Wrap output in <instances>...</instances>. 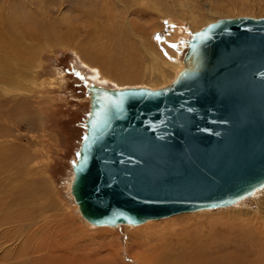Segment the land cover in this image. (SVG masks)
<instances>
[{
  "label": "rangeland",
  "instance_id": "obj_1",
  "mask_svg": "<svg viewBox=\"0 0 264 264\" xmlns=\"http://www.w3.org/2000/svg\"><path fill=\"white\" fill-rule=\"evenodd\" d=\"M244 15L264 17V0H0V264H49V255L69 249L97 262L112 245L131 264L135 237L145 245L185 232L188 239L212 243L249 224L264 246L259 190L229 207L107 228L89 224L70 189L91 114L87 84L167 86L180 71L193 32ZM32 21L37 34L28 30ZM171 24L182 28L178 41L185 49L177 58L167 43ZM121 30L128 48L140 54L144 79L100 85L85 67L97 63H86L83 54L104 58ZM41 254L44 262L37 263ZM60 263L57 257L54 264Z\"/></svg>",
  "mask_w": 264,
  "mask_h": 264
},
{
  "label": "water",
  "instance_id": "obj_2",
  "mask_svg": "<svg viewBox=\"0 0 264 264\" xmlns=\"http://www.w3.org/2000/svg\"><path fill=\"white\" fill-rule=\"evenodd\" d=\"M183 61L157 89L87 84L72 194L91 223L226 207L264 187V17L210 22Z\"/></svg>",
  "mask_w": 264,
  "mask_h": 264
},
{
  "label": "bare ground",
  "instance_id": "obj_3",
  "mask_svg": "<svg viewBox=\"0 0 264 264\" xmlns=\"http://www.w3.org/2000/svg\"><path fill=\"white\" fill-rule=\"evenodd\" d=\"M174 23L175 22H173V24ZM36 24L37 23H35V21H32V23H29L28 25L29 26L28 30L32 28L31 30L33 34H37L38 32L36 28L38 26H36ZM173 24H171L170 29H169L170 34L168 35L167 43L169 45L171 44L170 47L172 46V51L173 53L176 54V57L173 56L172 54L171 55L177 58L180 54H182V51H184L185 48H184V44H181L178 41V38H179L178 35L182 34V31H181L182 28L180 25L174 26ZM121 33H123L122 34L123 36L122 35H121L122 37L119 36L118 37L119 40L117 38L116 40L112 42V44H110L109 47L111 48V50L109 51L107 49L108 53H106L104 58L102 56L98 58V56H94V55L88 56L86 54H83L82 58L83 60H85L86 63L91 64V65L97 63L96 66L92 65L93 67H90V66L88 67V66H85V64L81 61V63L90 70V77L94 80H98L99 82H101L100 85H103L102 83L107 80L113 81L115 83H120V82L138 81L139 79H144V76L140 74V69L143 68V65H141L143 61L141 62L139 58L140 54L137 53L136 47L135 48L131 47L132 49L128 48L129 39L126 38L122 30H121ZM184 42L186 44L185 40ZM2 43H3V39L2 37H0V46L2 45ZM183 64H181L179 73L185 67L184 61H183ZM139 66H141L140 69H139ZM179 73L176 75V77L179 75ZM98 87H101V86H98ZM88 92L90 95L91 106H92L91 91L88 90ZM73 180H74V175H73L72 182L70 183L71 191H72ZM258 190L261 192H259ZM255 192L257 193L255 194ZM255 192L251 196H248L246 198L252 197L254 194L258 197V193L260 194L264 193V187L257 189ZM226 207H229V206H226ZM217 208H223V207H217ZM78 209H79V206H78ZM208 209H215V208H208ZM201 210H204V209H201ZM197 211H200V210H197ZM192 212H196V211H192ZM184 213H189V212H184ZM178 214H182V213H178ZM178 214H174V215H178ZM174 215H171V216H174ZM165 218H168V217H165ZM161 219H164V218H161ZM149 221H152V220H149ZM147 222L148 221H146V223ZM89 224L93 226H101V227L108 228L107 225H95L91 223L90 221H89ZM260 224L262 226V233L260 232L262 236L264 235V231H263L264 223H260ZM146 226H145V229H146ZM247 226H251V225L249 224ZM247 226L244 228V230L236 234H230L227 238H224L223 240L221 239L220 240L221 242L217 240L212 243L206 242L207 244L205 242H202L201 239L197 238L198 240H196L195 237H194L195 240L188 239L186 235H188L189 233H185V232L182 233V235L175 234V236L173 235L174 237H171V239H168L166 237L165 239L160 240L161 238L160 237L155 244L154 243L150 244V242L146 241L145 242L146 244L144 245L142 244V241L135 240L136 239L135 237L134 242H133L134 245L132 242H131L132 246L129 245L131 246V250L128 252V256L133 261L131 264H264V246H260L257 244L258 242L257 240H259L257 239V234L255 233L256 232L255 229L257 227L253 225L255 228L252 227L253 229L251 230V228ZM135 234H137V232ZM79 237L81 238L80 240L85 239L86 233L84 232L81 233ZM114 248L115 247L112 245L111 249L109 248V251L107 250L109 252L107 253L108 255L107 254L104 255L103 259L100 257L99 258L97 257V262L96 260H94L95 257L93 258L91 256H88V258L84 260L83 257L78 255L77 252L79 251L72 250V249L68 250L70 254L68 252L60 253V254L56 253L55 256H53L54 255L53 254L54 252H53L51 255H49L50 258L48 257L49 260H51L49 261L50 262L49 264L56 263L57 257L60 258V262L62 264H127L125 263L124 260L121 261L122 257L120 256L118 251L114 250ZM42 256L43 254L38 256L39 259L36 258L37 263L39 262L40 257ZM42 261L44 262L43 258H41L40 262Z\"/></svg>",
  "mask_w": 264,
  "mask_h": 264
}]
</instances>
